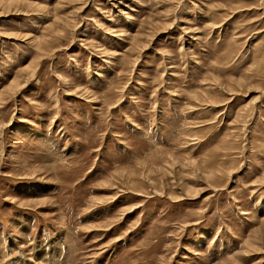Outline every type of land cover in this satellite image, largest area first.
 Wrapping results in <instances>:
<instances>
[{
	"label": "rangeland",
	"instance_id": "obj_1",
	"mask_svg": "<svg viewBox=\"0 0 264 264\" xmlns=\"http://www.w3.org/2000/svg\"><path fill=\"white\" fill-rule=\"evenodd\" d=\"M0 264H264V0H0Z\"/></svg>",
	"mask_w": 264,
	"mask_h": 264
},
{
	"label": "bare ground",
	"instance_id": "obj_2",
	"mask_svg": "<svg viewBox=\"0 0 264 264\" xmlns=\"http://www.w3.org/2000/svg\"><path fill=\"white\" fill-rule=\"evenodd\" d=\"M8 4H9V3H8ZM8 4H5V6L9 7V6H8ZM7 7H6V8H7ZM35 65H36V62L34 63V65H33V66H30V67H29L27 70H28V71H30V70H31V71H32V73H34V71H35V69H36V68H35ZM16 84H17V82L15 81V83H13V85H12V86H15ZM260 182H261V181H260Z\"/></svg>",
	"mask_w": 264,
	"mask_h": 264
}]
</instances>
